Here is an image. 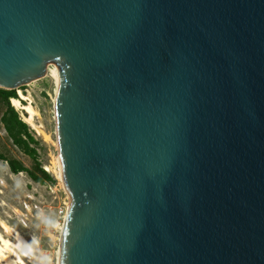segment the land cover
<instances>
[{"label": "water", "instance_id": "water-1", "mask_svg": "<svg viewBox=\"0 0 264 264\" xmlns=\"http://www.w3.org/2000/svg\"><path fill=\"white\" fill-rule=\"evenodd\" d=\"M49 62L61 264H264V0H0V88Z\"/></svg>", "mask_w": 264, "mask_h": 264}, {"label": "rangeland", "instance_id": "rangeland-1", "mask_svg": "<svg viewBox=\"0 0 264 264\" xmlns=\"http://www.w3.org/2000/svg\"><path fill=\"white\" fill-rule=\"evenodd\" d=\"M54 65H56L54 62H49L43 78L27 83L20 90L26 97L25 100L20 98L22 100L20 102L34 107L38 113L34 123L42 130L40 134L29 125L30 132L35 138L31 148L37 152L36 159H32L17 148L8 137L1 122L6 107L0 102V154L7 159L19 160L30 170H35L36 164H40L55 180L54 184H42L33 181L25 172L14 174L8 163L0 159V221L20 231L33 244L35 258L31 261L26 259V264L58 263L64 217L70 206V198L64 184L58 178L56 165L59 149L54 103L56 91ZM17 109L23 118L28 115L24 110ZM47 167L51 170L47 171ZM5 236L14 240L10 232H5Z\"/></svg>", "mask_w": 264, "mask_h": 264}, {"label": "bare ground", "instance_id": "bare-ground-1", "mask_svg": "<svg viewBox=\"0 0 264 264\" xmlns=\"http://www.w3.org/2000/svg\"><path fill=\"white\" fill-rule=\"evenodd\" d=\"M56 68V91H55V115H56V122H57V100H58V94H59V87H60V71L58 66L54 65ZM47 68V67H46ZM46 75V69L44 72V76ZM20 98L26 99L25 95L19 90L18 91ZM12 105L16 108H20L24 110L28 115L24 117V120L26 123H28L30 126L35 128L38 133H42V130L40 127H37L35 125V116L38 114L37 111L34 109V107L31 104H22L20 100L17 99H11ZM38 128V129H37ZM56 165L58 167V178L62 184V176L60 171V165L59 160L57 159ZM47 171H50V167L46 168ZM65 187V186H64ZM66 189V188H65ZM70 206L67 209V213L70 211ZM65 214V215H66ZM64 220H67V215L64 217ZM64 221V222H65ZM0 264H26V259L31 261L33 258H35V248L32 243H30L17 229H14L7 225L5 222L0 221ZM66 225L62 227V238H61V245L58 250V263L61 264L62 256H63V236L65 233ZM5 232L12 233L14 240H11L5 236ZM35 244L37 242L34 241Z\"/></svg>", "mask_w": 264, "mask_h": 264}, {"label": "trees", "instance_id": "trees-1", "mask_svg": "<svg viewBox=\"0 0 264 264\" xmlns=\"http://www.w3.org/2000/svg\"><path fill=\"white\" fill-rule=\"evenodd\" d=\"M23 88L24 87H21L18 90ZM18 90H5L0 88V102H2L6 107V110L1 117V122L4 125V129L12 143L29 157L36 159L37 152L35 149L31 148L32 143H35V138L30 132L29 124L25 122L19 110L12 105L11 99L22 101L17 94ZM0 159H3L8 163L10 170L14 174L25 172L33 181L42 184H54L55 182L52 176H50V174L46 172L40 164H36L37 166L35 170H30L19 160L4 158L1 154Z\"/></svg>", "mask_w": 264, "mask_h": 264}, {"label": "built area", "instance_id": "built-area-1", "mask_svg": "<svg viewBox=\"0 0 264 264\" xmlns=\"http://www.w3.org/2000/svg\"><path fill=\"white\" fill-rule=\"evenodd\" d=\"M28 209V208H27ZM61 213L63 214L64 213V211H61ZM34 241V240H33Z\"/></svg>", "mask_w": 264, "mask_h": 264}]
</instances>
